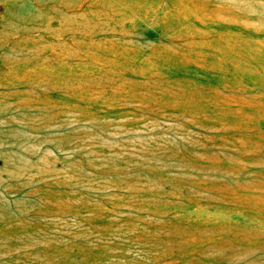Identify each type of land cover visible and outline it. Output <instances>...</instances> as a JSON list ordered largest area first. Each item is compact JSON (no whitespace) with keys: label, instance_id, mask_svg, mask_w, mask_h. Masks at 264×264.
Returning <instances> with one entry per match:
<instances>
[{"label":"rangeland","instance_id":"374dc122","mask_svg":"<svg viewBox=\"0 0 264 264\" xmlns=\"http://www.w3.org/2000/svg\"><path fill=\"white\" fill-rule=\"evenodd\" d=\"M27 1L0 0V264H264V0H101L109 38L46 58Z\"/></svg>","mask_w":264,"mask_h":264},{"label":"crops","instance_id":"0c3cea01","mask_svg":"<svg viewBox=\"0 0 264 264\" xmlns=\"http://www.w3.org/2000/svg\"><path fill=\"white\" fill-rule=\"evenodd\" d=\"M101 3V0H28L17 17L18 24L28 33L27 55L50 57L52 45L56 46L52 42H62L71 51L68 55L73 56H79L77 51L82 48L95 49L100 40L109 38L108 32L101 30V18L114 14L113 10L105 12Z\"/></svg>","mask_w":264,"mask_h":264}]
</instances>
